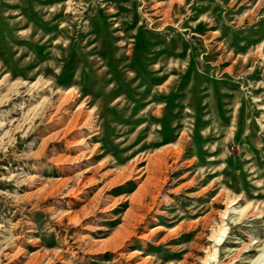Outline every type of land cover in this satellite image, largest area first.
I'll use <instances>...</instances> for the list:
<instances>
[{"label": "rangeland", "instance_id": "374dc122", "mask_svg": "<svg viewBox=\"0 0 264 264\" xmlns=\"http://www.w3.org/2000/svg\"><path fill=\"white\" fill-rule=\"evenodd\" d=\"M3 120L0 264L264 252V0H0Z\"/></svg>", "mask_w": 264, "mask_h": 264}, {"label": "bare ground", "instance_id": "6f19581e", "mask_svg": "<svg viewBox=\"0 0 264 264\" xmlns=\"http://www.w3.org/2000/svg\"><path fill=\"white\" fill-rule=\"evenodd\" d=\"M131 55V54H130ZM131 66V65H130ZM128 68V67H127ZM118 84V83H117ZM44 85H45V83L44 82H41L40 80H37L36 82H34L33 84H31V87L29 88V92H30V90H31V92L30 93H32V96H36V95H38L39 93H40V91L41 90H43L44 89ZM119 88V87H118ZM17 92H18V90H17ZM62 92V91H61ZM70 93L69 92H62V95L60 96V100H58L59 101V103L57 104V106L55 107V111H54V122L56 121V119H57V117H56V115H57V113L59 114V112H62L63 110L65 111V109H67L66 108V103L70 100L71 101V95H69ZM38 97V96H37ZM37 99V98H36ZM45 99V98H44ZM43 99V100H44ZM34 100V99H33ZM42 100V101H43ZM75 102V101H74ZM41 103V101H39V102H37V104L36 105H34V107H38V105ZM55 105H56V103H55ZM71 106V105H70ZM71 108V107H70ZM85 108V107H84ZM50 109V108H49ZM30 110V109H29ZM67 110H69V109H67ZM84 111V110H83ZM28 112V111H27ZM70 113V112H69ZM74 113V112H73ZM83 113V112H82ZM79 114V113H78ZM71 115V114H70ZM28 116H29V114H28ZM82 116V115H81ZM48 118L51 120H53V116L52 115H49L48 116ZM68 118V117H67ZM83 118H84V116H83ZM85 119V118H84ZM87 119V118H86ZM84 120L85 122H84V124L86 123L87 125H88V120ZM29 119H28V117L26 118L25 117V119H24V124H25V122L27 123V121H28ZM63 120V119H62ZM64 121H65V118H64ZM69 122V121H68ZM75 123H76V121L75 122H72L70 125H68V128H72L74 125H75ZM91 123V122H90ZM93 123V122H92ZM91 123V124H92ZM24 124H21V125H19V126H24ZM5 125V121L3 120V121H1L0 122V128L1 127H3ZM26 125V124H25ZM70 126V127H69ZM74 129V128H73ZM79 130V129H78ZM84 130V129H83ZM66 131V130H65ZM68 131H70V130H68ZM67 132V131H66ZM9 133V131L8 130H6V131H4V133H3V136H5L6 134H8ZM56 134V133H55ZM186 136H184V138H185ZM186 141V140H185ZM73 147H78V146H74V145H72ZM86 146H84V148H85ZM84 148H79V151H80V153L77 155V159H80V158H82L83 156H85V154H86V150H84ZM78 149V148H77ZM139 160V159H138ZM160 162V158L158 159V158H156V159H149V161L147 162V164H148V166L147 167H149L150 165H152V164H154V163H159ZM165 162V161H164ZM152 166H154V165H152ZM249 207H246L245 209L247 210ZM247 213L248 214H251V211L249 210H247ZM246 213V214H247ZM221 229V228H220ZM219 229V230H220ZM4 230V229H3ZM222 230H224V229H222ZM0 232H2V230L0 229ZM225 232V231H224ZM218 233H220V232H218ZM221 234V233H220ZM218 235V234H217ZM219 239V236H216V239ZM264 259V252L263 253H261L259 256H258V259L256 260V261H253L252 262V264H256L259 260H263Z\"/></svg>", "mask_w": 264, "mask_h": 264}]
</instances>
